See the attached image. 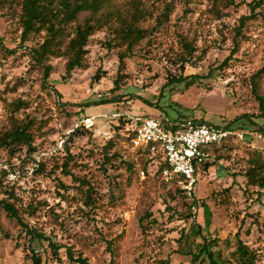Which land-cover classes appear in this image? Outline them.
I'll use <instances>...</instances> for the list:
<instances>
[{"label":"rangeland","instance_id":"rangeland-1","mask_svg":"<svg viewBox=\"0 0 264 264\" xmlns=\"http://www.w3.org/2000/svg\"><path fill=\"white\" fill-rule=\"evenodd\" d=\"M19 1L0 0V131L16 98L26 105L15 114L36 124L32 150H0V200L89 264H194L187 252L201 237L216 239L214 249L228 259L238 238L255 251L254 264H264V191L244 177L249 157L258 152L264 160L257 99L264 74L256 75L264 0L254 14L255 0H144L145 34L129 52L99 30L85 46L83 69L66 74L65 57L51 58L46 82L30 45L19 46ZM241 17L248 18L237 36ZM159 114L232 123L243 136L215 151L188 195L126 139L137 117ZM192 222L200 235L191 233ZM31 250L42 264L67 263L65 248L54 257L45 239L30 240L0 204V264H31Z\"/></svg>","mask_w":264,"mask_h":264},{"label":"trees","instance_id":"trees-1","mask_svg":"<svg viewBox=\"0 0 264 264\" xmlns=\"http://www.w3.org/2000/svg\"><path fill=\"white\" fill-rule=\"evenodd\" d=\"M261 2L263 0L253 1L250 4V12L254 14L255 7ZM232 3L233 0L226 1L227 5ZM19 7V25L21 28L19 46L30 45L29 52L32 59L44 66L43 79L45 82L51 70V66L48 64L51 58L65 57L66 74H69L74 69H83L86 66L85 46L90 36L99 30H108L113 40L123 46L125 51L129 52L132 46L137 44L145 34V31L139 27L140 20L145 19L150 14L144 5V0H20ZM246 18L248 17L239 19L241 24L235 29V35H241L240 26H242ZM260 74H264V56L261 67L256 72V75ZM180 80L178 78L176 81ZM53 90L59 97L60 94L55 89ZM257 99L259 110L261 111L260 116H262L264 122V96H257ZM109 102L111 101H101L100 103ZM25 105L26 102L20 98H16L8 105L11 113L9 127L0 131V150L11 153L21 146H26L28 150L33 149L31 142L33 140L32 128L36 124L35 120L27 117L20 118L15 114ZM183 118L185 117L178 116L174 119L181 120ZM231 125L232 123H229L226 127L232 128ZM239 131L242 130L239 129ZM258 131L264 134L263 128H259ZM130 136L131 133L126 139L129 140ZM108 143L110 145V141ZM116 154L114 152L113 155ZM106 155H104V160L108 161L109 157ZM260 156L261 154L256 152L249 157L244 177L247 186L264 191V160ZM148 161L150 162L149 159ZM207 166L208 164H204L202 169L204 170ZM126 167L130 169L131 165L128 163ZM156 173H159V167H156ZM80 182L85 183V180L80 179ZM166 182L174 183L180 188L178 191H184L176 181ZM85 192L86 199H88L90 196L88 187ZM0 204L7 215L15 219L25 233L29 234L30 240L34 238L45 239L54 257H57L61 248H65L66 264H89L84 257L80 255L74 256L69 247L53 243L43 234L28 228L21 221L12 203L1 199ZM203 205L204 203L202 202L201 206ZM190 230L191 233L201 234L200 226L194 222L191 223ZM183 236H186V234H183ZM201 238L202 241L196 243L195 250L187 252L191 255V260H193L194 264H203L204 262H207V264H254L255 262V251L243 244L238 238L236 248L232 251L231 259L222 257L220 251L214 249L218 244L216 239ZM106 244L107 247H112V242L108 241ZM29 259L31 264H42L40 257L34 250H31ZM112 262L111 253L110 263ZM160 264L168 263L162 261Z\"/></svg>","mask_w":264,"mask_h":264},{"label":"built area","instance_id":"built-area-1","mask_svg":"<svg viewBox=\"0 0 264 264\" xmlns=\"http://www.w3.org/2000/svg\"><path fill=\"white\" fill-rule=\"evenodd\" d=\"M130 133V148L146 155L165 181H176L188 195L203 165L215 161V149L234 136H243L242 131L226 126L192 118L176 120L165 114L137 117Z\"/></svg>","mask_w":264,"mask_h":264}]
</instances>
